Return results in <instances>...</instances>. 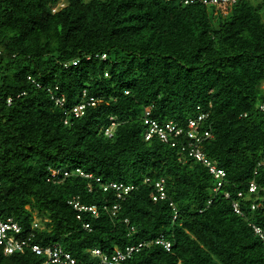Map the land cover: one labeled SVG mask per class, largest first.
<instances>
[{
	"label": "trees",
	"instance_id": "1",
	"mask_svg": "<svg viewBox=\"0 0 264 264\" xmlns=\"http://www.w3.org/2000/svg\"><path fill=\"white\" fill-rule=\"evenodd\" d=\"M60 1L0 0V217L21 224L18 237L33 232L83 263L100 260L93 248L111 255L163 238L170 250L153 242L122 264H264L250 225L264 226V0H237L226 14L182 0ZM147 108L184 125L208 113L213 136L202 148L226 171L218 191L181 145L145 139ZM75 167L94 177L48 180L53 168ZM161 177L168 197L155 200ZM113 181L134 188L119 197L104 189ZM239 190L244 215L232 207ZM42 261L0 245V264Z\"/></svg>",
	"mask_w": 264,
	"mask_h": 264
},
{
	"label": "built area",
	"instance_id": "2",
	"mask_svg": "<svg viewBox=\"0 0 264 264\" xmlns=\"http://www.w3.org/2000/svg\"><path fill=\"white\" fill-rule=\"evenodd\" d=\"M185 4L201 2L209 9L215 8V11L226 14L229 11V8L237 1V0H182ZM62 1H60V6H62ZM58 8L55 7L53 10L55 11ZM2 49L0 48V59H1ZM102 58H105V55H102ZM77 61H73V64H76ZM65 66H68L66 63ZM84 95H86L84 93ZM85 101L80 102L75 105L72 109L75 115H80L84 112V109L87 105L94 104V97H85ZM12 98L9 97L7 99L8 103H11ZM55 101L59 105H63L65 98L55 96ZM199 108V106H198ZM258 108L260 111L264 113V103L258 104ZM208 117V113L204 111H200L194 117L188 119L187 124L184 125L182 123L175 122L174 120L167 121H159L151 115V110L147 108L144 112L143 120L146 125L145 131V139L151 140L156 137L164 142H171L174 146L175 144L181 145L182 150L189 156L193 157L197 161L203 163L208 167L209 171L214 175L216 179V185L213 187V191H218L223 183L225 182L226 171L219 167L211 158H209L202 148V144L204 140L213 136L211 130L204 129L203 121H205ZM115 123L110 128L106 129V134L111 136L113 134ZM264 166V156L260 160L259 164ZM72 175H79L82 177L93 178L94 175L91 172L84 171L80 167L75 168H53L50 170V174L48 176L49 181H58ZM96 181L101 182L100 177L95 178ZM145 181H150V177H146ZM104 189H108L109 187L115 189L119 197L126 195L130 190L134 188V185L125 184L124 182H109L103 183ZM1 186V182H0ZM155 193L153 199H166L168 197L167 187H166V179L164 177L158 178L154 181ZM248 193L255 194V198L250 202V209L252 211L256 210L260 206V202L258 198L259 195V185L256 181L252 180L248 185ZM224 195L229 198L230 193L228 191L224 192ZM245 192L243 190H239L237 192V196L232 200V207L234 211L238 214L244 215L245 211L242 208L241 201L244 200ZM264 201V195L261 196ZM171 205L175 207L173 201H171ZM75 206L78 207V202L75 203ZM92 209L93 207H78L81 209ZM116 208V206H115ZM94 211V210H93ZM95 212V211H94ZM177 213L174 215V219H176ZM39 225L38 221H35L34 226L37 227ZM251 227L256 235L264 243V226L259 225L255 222H250ZM86 227H89V224H85ZM22 231L21 224L14 218L8 217L3 219L0 217V245L3 247L4 252L6 254L14 253L16 251H25L29 248L35 254L43 257V261L41 264H91V263H83L75 258L71 252L65 250L59 244H52L48 246H42L39 243L34 241V233L26 235L25 237H18L17 234ZM160 243L167 250L171 249V243L168 240L163 238H157L155 240H150L148 242H139L137 244H132L126 246L124 249H116L114 253L111 255H107L102 252L99 248L91 249V252L100 257V260L97 263L92 264H122L123 261L133 256L134 253L138 252L145 245H149L151 243Z\"/></svg>",
	"mask_w": 264,
	"mask_h": 264
},
{
	"label": "rangeland",
	"instance_id": "3",
	"mask_svg": "<svg viewBox=\"0 0 264 264\" xmlns=\"http://www.w3.org/2000/svg\"><path fill=\"white\" fill-rule=\"evenodd\" d=\"M63 3H62V5H65V0H61Z\"/></svg>",
	"mask_w": 264,
	"mask_h": 264
}]
</instances>
